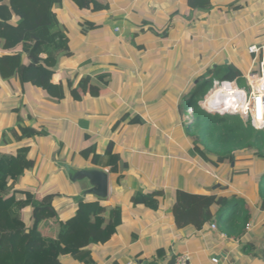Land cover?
<instances>
[{"label": "crops", "instance_id": "1", "mask_svg": "<svg viewBox=\"0 0 264 264\" xmlns=\"http://www.w3.org/2000/svg\"><path fill=\"white\" fill-rule=\"evenodd\" d=\"M110 3V11L92 14L63 0L57 10L69 37V51L58 57L51 80L64 87L62 99L49 100L29 84L0 81V131L25 126L43 133L0 148L12 155L26 149L34 159L14 188L55 196L58 218L48 221L54 234L58 221L74 214L81 202L119 209L112 239L89 246L96 264H170L179 254H187L190 264H264V210L258 195L264 164L247 150L218 166L191 151L184 132L186 108L168 94L174 79L181 84L175 91H184L187 79L220 57L236 64L233 52L239 46L250 61L244 70L238 67L243 77L257 70L247 49L264 44V0H211L207 14L189 12L184 0ZM89 83L97 85V95L87 92ZM109 143L113 162L127 166L118 174L123 176L119 184L113 183L109 167L92 162V153L83 155L93 147L102 156ZM90 169L107 175L105 198L88 194L85 178H74ZM137 190L155 197L159 207L133 205ZM177 191L235 194L245 201L251 228L229 236L215 217L198 229L178 228L172 213ZM211 211L215 214L217 206ZM27 213L30 227L31 209ZM62 261L81 264L69 257Z\"/></svg>", "mask_w": 264, "mask_h": 264}, {"label": "trees", "instance_id": "2", "mask_svg": "<svg viewBox=\"0 0 264 264\" xmlns=\"http://www.w3.org/2000/svg\"><path fill=\"white\" fill-rule=\"evenodd\" d=\"M3 1L0 0V81H17L22 86L29 84L42 90L49 100L62 99L65 96L64 87L53 84L51 80L58 57L69 51V37L57 14L63 0H8L7 6L2 4ZM68 1L92 14L111 10L110 0ZM184 3L191 13L207 14L212 9L211 0H184ZM215 72L219 82L225 83L210 90L203 104L206 108L236 99L237 95H232L230 100L220 103L218 92L227 85L238 88L233 82L239 83L243 78L234 62L225 63L224 60L214 69L205 67L200 75ZM208 80L201 77L188 103L184 95L180 102L184 109L187 104L192 107L190 121L184 127V132L192 141L191 151L198 152L202 158L218 166L230 164L237 151L247 150L264 164V129L254 130L249 122L236 114H208L198 105L202 93L209 88ZM84 81H81L82 84ZM180 85L179 80L174 79L172 92ZM96 86L89 83L87 92L97 95L99 90ZM172 92V96L177 95ZM42 134V130L25 126L0 131V148L9 142ZM112 151L113 144L109 143L102 156H96L93 147L85 150L83 155L86 158L92 153V162L109 167L113 183L119 184L123 176L118 174L127 166L113 162ZM33 166L34 159L26 149H18L15 155L0 150V264H64L63 257L81 264H96L89 246L105 244L112 239L115 223L120 218L119 209L103 205L90 207L81 202L74 214L58 221V231L54 234L48 221L58 218L52 205L55 196L40 197L29 190L17 191L14 188L23 172ZM18 193L22 195L21 199L16 197ZM258 195L264 210V172L258 178ZM132 201L135 206L143 205L153 210L159 207L155 197L141 190L134 192ZM244 203L235 194L204 196L177 191L172 213L178 228L192 225L198 229L215 217L221 226H226L227 235L238 237L243 233L249 217ZM213 206H217L215 214L211 211ZM28 209L32 212L30 227L25 223ZM227 211H230L229 217L223 218Z\"/></svg>", "mask_w": 264, "mask_h": 264}, {"label": "built area", "instance_id": "3", "mask_svg": "<svg viewBox=\"0 0 264 264\" xmlns=\"http://www.w3.org/2000/svg\"><path fill=\"white\" fill-rule=\"evenodd\" d=\"M117 30V29H116ZM248 53L252 55L253 67L258 62V71L249 70L247 74L243 77L245 81V86H238L240 94L233 99V103L229 104L227 108H221L219 110L203 107L204 102L200 107L208 114H236L242 118L245 122H249L252 128L256 131H262L264 129V44L262 45H252L247 49ZM214 83V81H213ZM225 82L214 83L213 87L222 85ZM210 89V90H211ZM192 113V111H188ZM188 113V115H190ZM212 229H215V225H211ZM251 228L250 223H246L245 229L249 230ZM261 231L264 234V219L261 222ZM125 264H144L139 261L129 260ZM172 264H190V259L187 254H179L174 259Z\"/></svg>", "mask_w": 264, "mask_h": 264}, {"label": "rangeland", "instance_id": "4", "mask_svg": "<svg viewBox=\"0 0 264 264\" xmlns=\"http://www.w3.org/2000/svg\"><path fill=\"white\" fill-rule=\"evenodd\" d=\"M110 20L112 21L113 19L112 18H110ZM240 46L239 47H237L236 48V50H234V52H233V56H234V60H235V62H236V64H237V66L241 69V70H244V68H246L247 67V65H249L250 64V61L248 60H245V54L244 53H240ZM219 59V58H218ZM225 58L224 57H220V59L219 60H216V62L214 61V63H210L209 64V67L210 68H212V69H214L215 68V66H216V64L218 65V64H220L223 60H224ZM230 60V59H229ZM206 61V60H205ZM205 61H203V63L205 62ZM202 63V64H203ZM257 64H258V62H257ZM257 64H255L254 66H257ZM254 71H256V70H254ZM257 71H258V68H257ZM201 77H204L206 80H208V79H210V80H208L207 81V87H209V88H206L205 90H204V92L202 93V98L198 101V105L200 106L203 102H204V99L208 96V94H209V92H210V89H211V86L216 82V83H219V80H218V78L216 77V72L215 73H213V74H211V75H208V74H204L203 76H196V77H193L192 79H187L186 81H185V85H186V87H187V89L185 90V92L186 93H184L183 91H180V92H176V91H173L172 93H174V94H177V95H175V96H172L170 93H168L169 95H171L172 96V100L175 102V103H177V105H179L180 104V102H181V98H182V95H184L185 96V100H187V102L186 103H188V99L190 98V94H191V92H192V90L195 88V87H197L198 86V84H196L197 83V81L198 80H200L201 79ZM211 80H213L214 81V83H213V81H211ZM236 83H237V81H235ZM235 82H233V83H235ZM238 84V86H242V87H244L245 86V81H244V79L242 78V80L241 81H239V83H237ZM221 86V85H220ZM174 90V89H173ZM218 101L219 102H224L223 100H220V99H218ZM227 103H229V101L227 102ZM233 103V101H231L230 102V104H232ZM224 104V103H223ZM219 109V108H218ZM218 109H216V110H218ZM185 113H186V117H184V121H183V123H185L186 125L189 123V121H190V117H191V113L190 112H188V111H192V107L191 106H189L188 104L186 105V109H185ZM188 113H190V115H188ZM185 125V126H186ZM229 215H230V212H229ZM28 218V213L26 214V217H25V222L27 223V225L29 224V220L27 219ZM55 223V222H54ZM53 223V227H54V224Z\"/></svg>", "mask_w": 264, "mask_h": 264}, {"label": "water", "instance_id": "5", "mask_svg": "<svg viewBox=\"0 0 264 264\" xmlns=\"http://www.w3.org/2000/svg\"><path fill=\"white\" fill-rule=\"evenodd\" d=\"M75 179L85 178L90 185L88 194L99 198H105L108 192L107 175L97 169L83 170L75 173Z\"/></svg>", "mask_w": 264, "mask_h": 264}, {"label": "bare ground", "instance_id": "6", "mask_svg": "<svg viewBox=\"0 0 264 264\" xmlns=\"http://www.w3.org/2000/svg\"><path fill=\"white\" fill-rule=\"evenodd\" d=\"M222 85H224V84H222ZM239 94H240V92L238 91V88L234 87L233 85H227V86H224L222 89L219 90L218 97H219L220 100L225 101V100H230L232 95H237L238 96ZM229 104H230V102L229 103H224L222 105L213 106L211 109H215L216 110L218 108L219 109H221V108L224 109L226 107L228 108Z\"/></svg>", "mask_w": 264, "mask_h": 264}, {"label": "clouds", "instance_id": "7", "mask_svg": "<svg viewBox=\"0 0 264 264\" xmlns=\"http://www.w3.org/2000/svg\"><path fill=\"white\" fill-rule=\"evenodd\" d=\"M235 82V81H234Z\"/></svg>", "mask_w": 264, "mask_h": 264}]
</instances>
